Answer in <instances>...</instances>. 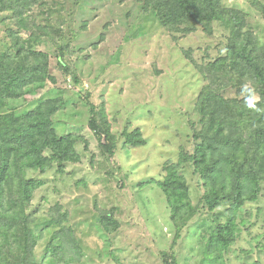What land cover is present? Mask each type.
<instances>
[{"label":"trees","instance_id":"obj_1","mask_svg":"<svg viewBox=\"0 0 264 264\" xmlns=\"http://www.w3.org/2000/svg\"><path fill=\"white\" fill-rule=\"evenodd\" d=\"M132 1L140 5L141 15L155 19L172 35L187 36L198 28L210 35L215 25L226 33L222 54L200 65L191 61L203 79L193 107L199 128L193 130L192 152L181 149L177 162H166L161 180L138 184L139 188L152 184L160 190L173 226L169 247L158 251L157 263L190 264L194 258L197 264H215L235 243L239 212L256 202L264 187V44L248 13L224 0ZM248 2L264 17L260 0ZM65 4L66 0H0V12L11 13L17 24V32L8 34L14 43L6 42L0 50V108L6 109L0 112V264H39L33 249L41 238L36 227L43 224L35 223L29 203L43 180L28 177V171L54 169L61 173L67 164L79 161L75 144L80 138L71 132L58 135L54 128L52 117L63 106L60 95L23 101L19 106L9 103L43 88L49 77L50 56L33 43L49 37V32L58 40L54 53L57 66L64 76L78 83L76 73L63 62L69 40L62 30L64 18L56 15L65 12ZM39 8L46 16L44 21L54 19L57 27L41 26L34 35V22L25 24L22 15ZM23 33L34 42L27 38L21 41ZM62 41L65 43L59 45ZM87 128L96 139L99 154L110 161L117 142L103 107L89 109ZM121 137L124 146L138 147L145 142L138 129H125ZM187 175L201 192L195 202ZM52 210L55 215L44 221V226L57 227L40 264L80 263L84 257L82 242L70 226L61 225L68 212L57 204ZM113 212L98 210L93 215L109 237L118 229ZM107 255L119 264V254Z\"/></svg>","mask_w":264,"mask_h":264},{"label":"rangeland","instance_id":"obj_2","mask_svg":"<svg viewBox=\"0 0 264 264\" xmlns=\"http://www.w3.org/2000/svg\"><path fill=\"white\" fill-rule=\"evenodd\" d=\"M224 2L248 13L264 44V17L248 0ZM64 8L63 14L56 15L64 18L61 29L69 40L63 62L76 73L78 83L57 66L54 53L58 40L49 32V37L33 43L50 56L49 77L43 88L9 101L19 106L23 101L60 95L63 106L52 117L54 128L58 135L71 132L80 138L75 144L77 163L67 164L61 173L54 169L27 173L43 180L29 203L35 223L43 224L36 227L41 238L33 253L40 264L57 227L44 226V221L55 215L52 209L57 204L68 212L61 225L70 226L82 242L84 257L78 264H115L108 259L109 252L119 254V264H159L157 253L169 247L173 226L160 190L152 184L144 188L138 184L161 180L166 162H177L181 149L192 152L193 130L199 128L193 107L203 79L191 61L200 65L222 54L226 33L215 25L210 35L200 28L187 36L172 35L155 19L141 15L140 5L132 0H66ZM40 11L22 15L25 24L34 22V35L41 26L57 27L54 19L46 23ZM10 31L17 32L16 17L0 12V50L6 42L14 43ZM20 36L21 41L30 40L28 34ZM91 107L104 108L116 137L117 149L110 161L99 154L96 139L87 128ZM4 110L0 108V112ZM125 129H138L144 145L124 146L121 133ZM186 179L195 202L200 189L190 175ZM258 196L239 212L235 243L215 264H264V187ZM98 210H114L118 229L110 237L93 218ZM189 263L197 264V259Z\"/></svg>","mask_w":264,"mask_h":264}]
</instances>
